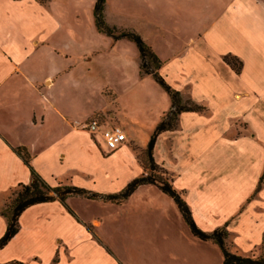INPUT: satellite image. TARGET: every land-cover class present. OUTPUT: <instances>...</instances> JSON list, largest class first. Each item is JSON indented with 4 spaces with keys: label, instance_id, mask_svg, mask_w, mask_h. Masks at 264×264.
I'll return each mask as SVG.
<instances>
[{
    "label": "crops",
    "instance_id": "0c3cea01",
    "mask_svg": "<svg viewBox=\"0 0 264 264\" xmlns=\"http://www.w3.org/2000/svg\"><path fill=\"white\" fill-rule=\"evenodd\" d=\"M96 3L0 0V239L3 196L32 181L14 149H27L53 187L81 175L109 195L117 182L124 190L143 176L136 150L172 107L153 76L141 74L137 45L98 29ZM104 17L140 35L167 84L206 109L183 112L154 148L198 228L225 227L230 252L264 255V0H105ZM226 56L242 63L240 73ZM97 116L121 126L127 143L108 152L101 136L77 128ZM141 193L149 209L169 197L143 185L129 199ZM73 198L74 214L60 201L26 209L0 264H131L97 234L101 221L76 213ZM177 209L176 223L123 224L142 264H223L221 248L195 237Z\"/></svg>",
    "mask_w": 264,
    "mask_h": 264
},
{
    "label": "trees",
    "instance_id": "16d2710c",
    "mask_svg": "<svg viewBox=\"0 0 264 264\" xmlns=\"http://www.w3.org/2000/svg\"><path fill=\"white\" fill-rule=\"evenodd\" d=\"M104 9L105 0H97L95 16L98 29L109 37H112L114 40L127 39L134 42L137 45L141 56V74L153 76L157 83L169 94L172 100L170 111L162 118L153 132L150 143L144 153L145 157L140 158L145 173L143 176L134 179L124 190L117 194H99L67 183H60L58 186L53 187L49 185L31 166V156L27 149H14L15 153H17V155H19L30 168L32 181L28 185H19L13 191L12 195L14 198L10 205L6 209L1 207V214L7 219L8 226L5 235L0 239V249L4 248L19 233V218L26 209L33 205L60 201L72 214H74L67 206V200L71 197H81L88 200H101L113 204H121L128 200L139 187L143 185H154L157 186L162 193L174 200L195 237L202 241H212L221 248L224 255L223 264H264V255L259 257H243L239 254L230 252L226 246V240L229 237V233L225 227L212 233L204 232L198 228L193 220L187 203L183 199L182 193L174 188L172 179L159 178L154 174V172L160 168L154 159V148L158 136L164 132L176 130L178 127L179 116L183 112H204L206 109L193 100H186L179 91L173 89L167 84L165 79L159 73L162 62L155 55L153 50L137 33L127 30L120 31L115 27L107 25L104 17ZM225 62L233 67L237 73H240L242 63L237 58L226 56ZM10 264L21 263L13 262Z\"/></svg>",
    "mask_w": 264,
    "mask_h": 264
},
{
    "label": "rangeland",
    "instance_id": "374dc122",
    "mask_svg": "<svg viewBox=\"0 0 264 264\" xmlns=\"http://www.w3.org/2000/svg\"><path fill=\"white\" fill-rule=\"evenodd\" d=\"M117 125V124H114ZM147 148L141 149L137 148V154L140 158L145 157L144 153ZM100 167L93 166V169H99ZM154 174L159 178L169 179L171 180L170 174L160 166ZM67 184L74 185L79 188H83L89 191H95L93 188L94 182L87 177L79 175L78 177L72 178L69 177ZM64 184V182H61ZM101 183V182H99ZM80 184V186L78 185ZM123 182L119 181L112 189H115L116 192H107L109 194H117L122 189H119L122 186ZM90 186V188L85 187ZM100 184H97L99 187ZM92 187V188H91ZM110 189V190H112ZM15 190V189H14ZM8 192L2 198L1 207L6 209L13 197V191ZM101 193V192H100ZM145 195L143 193L139 194L137 197L133 199H129L123 204L117 205L110 202H104L101 200H88L81 197H74L71 200V207L76 211V213L85 221L92 223L94 220H99L102 222V228L99 231L103 233L106 239L109 241L110 247L119 252L123 257L127 258L131 264H142L146 261V258L140 257L136 248L134 249L131 244V240L128 238H124L123 231H125L123 224L128 222H140L144 224L150 223H164V222H172L176 223L180 221V213L177 209L176 203L174 200L169 197L165 198L164 202L155 203L156 207L148 208L147 202H145ZM157 205H160V209L157 208ZM170 205V206H169ZM170 207V208H169ZM190 232V231H189ZM226 246L229 250V237L226 240ZM146 248V245L145 247ZM146 253V251H145Z\"/></svg>",
    "mask_w": 264,
    "mask_h": 264
},
{
    "label": "built area",
    "instance_id": "2783aa9c",
    "mask_svg": "<svg viewBox=\"0 0 264 264\" xmlns=\"http://www.w3.org/2000/svg\"><path fill=\"white\" fill-rule=\"evenodd\" d=\"M77 128L89 132L93 136H101L108 152H113L127 143V135L119 125H106L100 117L77 123Z\"/></svg>",
    "mask_w": 264,
    "mask_h": 264
}]
</instances>
